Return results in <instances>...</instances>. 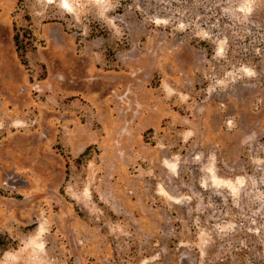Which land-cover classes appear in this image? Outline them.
I'll return each instance as SVG.
<instances>
[{
    "label": "rangeland",
    "instance_id": "obj_1",
    "mask_svg": "<svg viewBox=\"0 0 264 264\" xmlns=\"http://www.w3.org/2000/svg\"><path fill=\"white\" fill-rule=\"evenodd\" d=\"M0 239L264 264V0H0Z\"/></svg>",
    "mask_w": 264,
    "mask_h": 264
},
{
    "label": "trees",
    "instance_id": "obj_2",
    "mask_svg": "<svg viewBox=\"0 0 264 264\" xmlns=\"http://www.w3.org/2000/svg\"><path fill=\"white\" fill-rule=\"evenodd\" d=\"M17 38H18V37H15V41H16V42H17ZM17 46H18V43H17ZM18 49H20V48L18 47ZM1 244H2V243H1V239H0V246H1Z\"/></svg>",
    "mask_w": 264,
    "mask_h": 264
}]
</instances>
